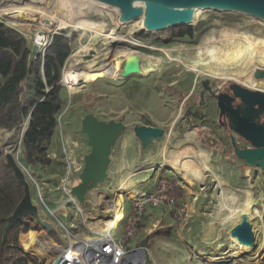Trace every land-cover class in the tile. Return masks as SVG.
<instances>
[{"label": "rangeland", "instance_id": "rangeland-1", "mask_svg": "<svg viewBox=\"0 0 264 264\" xmlns=\"http://www.w3.org/2000/svg\"><path fill=\"white\" fill-rule=\"evenodd\" d=\"M28 12L27 15L30 16ZM106 12L107 15L103 14ZM196 14L194 24L163 31H147L139 20L118 23V10L106 5L104 10L84 9L81 19L75 23L69 21L74 23L72 29L64 27L52 32L71 39L70 53L63 64L62 75L67 66L74 65L73 61L84 59V53L89 50H94V54L86 61L96 66L111 64L114 72L101 74L96 78L89 77L85 82L79 83L70 96L61 83L60 96L64 104L56 117L57 125L47 147L50 165L26 164L22 158L20 143V162L29 174L26 177L30 183L32 201L38 206L41 218L54 226L53 230H46L29 216L22 219L21 224L12 232L17 234L20 252H25L40 264H46L23 249V237L30 230L45 238L50 249L56 250V247H53L48 238L64 245L63 231L49 216L44 204L55 209L64 202L57 213L65 225L73 223L76 227L74 231L84 230L80 225L81 214L74 203L66 200L68 196L60 188V183L65 177L68 160L77 169L70 175V184L73 186L78 182L83 157L89 151L86 136L80 131L81 119L85 114L92 113L104 121L121 120L125 129L112 148L113 161L108 167V177L86 193L88 201L85 197V202L79 204L86 221L91 223L88 227L102 228L103 224L99 220L112 215V210H107L111 208L108 202L116 191L122 192V206L127 214L132 201L145 196L159 182L168 181L176 186V190L181 186L182 192L187 193L188 189L183 182L190 179L195 185L197 182L194 180L199 179L205 187L204 200L208 201L199 208V218L205 224L210 222L213 230L216 229L217 236L201 243L186 241L184 233L193 217L184 202L178 200L179 207L183 209L180 216L167 209L150 210L147 207L135 236L127 238L123 245L133 249L139 247L144 240L146 258L142 264H264V171L258 167H247L235 157L230 142L234 134L217 125L213 96L205 93V104L200 106L197 103L201 81L205 79L210 82L214 92L232 82L264 91V75L256 76L259 69H264V25L242 13L203 11ZM0 20L18 30L31 48V33L36 29L34 24L16 26L18 23L9 24L4 19ZM187 28L191 30L190 35L175 36L177 31ZM52 33L46 35L45 43L50 40ZM224 34L231 37L228 43L225 42L228 37ZM221 35L224 42L212 39L209 44L214 49L213 53L196 52L195 48L202 44L204 37L212 36L217 39ZM111 37L116 40H111ZM131 41L144 46H135L136 51L126 55L118 53L125 47L134 46ZM83 45H86L83 51L74 53ZM164 50L168 51L170 60ZM132 56L138 58L139 72L122 77L120 68ZM185 65L198 69L200 74L195 76ZM136 125L162 127L165 133L143 148L133 133ZM21 129L20 125L12 142L9 141L12 135L8 136L9 131H0L3 152L16 150ZM185 138L189 141L191 155L201 172L168 163L171 153L184 143ZM200 150L203 155L199 153ZM37 190L44 204L40 201ZM219 195L231 196L233 200L229 206L232 208L243 204L249 195L251 207L247 214L255 235L253 247L238 251L230 249L233 241L228 228L237 224L240 219L218 224L216 219L223 216L217 215L220 211ZM0 207L14 208L4 196L1 184ZM224 208L221 212L225 214L227 211ZM35 223L39 226L38 229H34ZM24 224L30 227L27 232L19 228ZM125 226L126 219L116 226L112 234L119 238L120 234L123 235ZM211 230L204 231L205 238H210Z\"/></svg>", "mask_w": 264, "mask_h": 264}, {"label": "water", "instance_id": "water-1", "mask_svg": "<svg viewBox=\"0 0 264 264\" xmlns=\"http://www.w3.org/2000/svg\"><path fill=\"white\" fill-rule=\"evenodd\" d=\"M107 6L114 7L120 11L119 21L130 22L140 20L142 27L147 31H163L176 26L192 24L193 11L196 8H209L220 12H238L250 15L264 22V0H97ZM58 33H52L51 37ZM41 47L32 44L29 52L31 62ZM46 49V48H45ZM44 49V50H45ZM94 54L90 50L83 58L89 59ZM121 76L125 77L132 73L139 72V63L136 56L130 57L122 64ZM264 69H259L256 76H263ZM99 77V76H98ZM62 82V72L61 80ZM85 82L79 80V83ZM205 79L201 81L202 90L200 92L199 105L205 104V92H213L212 85ZM232 95L219 93L215 97L221 112L226 110L230 122V130L242 137L249 146L240 148L234 136L230 138L234 154L247 167H258L264 171V122L258 123L260 115L264 113V91L250 89L238 83L229 84ZM239 99L240 104L233 109L232 101ZM30 116V114H29ZM26 119V125L28 118ZM25 125V127H26ZM25 127L21 129V140ZM125 124L121 120L110 119L100 120L92 113L85 114L81 119V133L86 138L85 142L89 146V151L83 157V167L78 175V182L70 188L71 194L78 204L85 202L86 193L108 177V167L111 162L112 148L119 135L124 131ZM133 133L141 146L144 148L155 139L162 137L165 129L151 125H136ZM19 148H17L18 150ZM4 159L7 167L12 171L14 178L23 189V196L15 205L11 214L6 218L3 227V235L16 221H21L25 217L33 218L39 226L46 230H53L54 226L48 220L41 218L38 206L32 201L30 183L26 174L20 168L11 151L4 152ZM43 204V203H42ZM240 221L230 229V235L236 238L242 245L253 247L255 235L248 219L247 213L239 216ZM146 242L142 241L140 247H145ZM57 263V261H56ZM127 260L122 263L126 264Z\"/></svg>", "mask_w": 264, "mask_h": 264}, {"label": "trees", "instance_id": "trees-1", "mask_svg": "<svg viewBox=\"0 0 264 264\" xmlns=\"http://www.w3.org/2000/svg\"><path fill=\"white\" fill-rule=\"evenodd\" d=\"M190 34L191 30L187 28L177 31L175 36ZM70 42L68 37L55 34L43 55L39 53L29 62L30 47L24 36L0 20V129L13 130L9 137L12 142L30 114L21 147L24 162L31 166L51 164L47 147L57 125L56 117L64 104L60 96V80L63 64L70 53ZM0 184L4 196L15 207L23 196V189L7 167L1 146ZM13 209L0 207V264H40L19 251L17 234L12 232L21 224L20 221H16L3 235L6 218ZM38 228L35 223L34 229ZM29 229L26 225L22 231ZM35 241L38 243L34 244ZM22 245L26 252L50 260L44 250L49 247L47 240L39 239L34 231L26 233Z\"/></svg>", "mask_w": 264, "mask_h": 264}, {"label": "bare ground", "instance_id": "bare-ground-1", "mask_svg": "<svg viewBox=\"0 0 264 264\" xmlns=\"http://www.w3.org/2000/svg\"><path fill=\"white\" fill-rule=\"evenodd\" d=\"M49 1L50 0H0V18L4 19V21L6 20L9 24L18 23L16 26L34 24L36 26V29L34 32L31 33L32 44H37L38 46H42L45 44V38H47L46 35L48 33H52L56 29L64 28V27H68L69 29H72L73 24L82 18L80 16L83 13L84 9L94 10V11L99 9L104 10V7L106 6L105 4L97 0H51V2ZM26 10H28L29 12L28 11L27 12L30 13L33 17L31 15L28 16ZM203 11H215V10L209 8L194 9L192 24L196 22V18L194 17V14L195 13L198 14ZM216 12L238 13V12H220V11H216ZM118 13L119 15L121 14L120 11H118ZM103 14L107 15L108 13L106 12ZM248 16L250 19L257 22H262L264 25L263 21L256 19L250 15ZM69 21L74 23H71ZM118 23H123V22H120L118 20ZM224 36L226 38L228 37L227 38L228 40H225V42L228 43L229 40H231V37H229V35L227 34H224ZM110 39L116 40V38H112V37ZM212 39L215 41L224 42L222 35L219 36L217 39L212 38V36L204 37L202 39V44L195 48L196 52L198 54H201L202 52L213 53L214 49L209 47V44ZM131 44L134 46L125 47L123 48V50L119 51L118 53L126 55L133 51H136L134 48L135 46L137 47L144 46L143 44L135 41H131ZM85 47L86 45H83L82 47L79 48V50H77L74 53L83 51ZM89 51L84 53V55H86ZM164 53H166L167 58L170 60L171 57L168 51L164 50ZM73 63L74 65L67 66L66 69H64L62 75V82L63 85L66 87L69 96L78 88L79 80L84 81L92 76H95L96 78L98 76H102L105 74H112L114 72V67H112L111 64L96 66L94 63H90L85 59L73 61ZM185 67L187 69L192 70L195 73V76L200 74V71L196 68H191L187 65H185ZM25 121L26 120H24L22 124V128H24L26 125ZM183 142H184L183 144H180L179 147L175 148V151L171 153L170 158L168 159V163H170L171 166H179L191 170L193 172H201L199 168L196 166L195 159L191 155L190 150L192 148H190L191 146L189 144V141L185 138ZM202 152L203 151L201 150L199 151L201 155H203ZM203 162L205 163V160H203ZM31 182L33 183L34 180H31ZM64 193L68 196L66 200L72 202L73 196L69 195L66 191ZM247 196L249 197V195ZM248 197L243 204L232 208L229 206V204H231L233 198L231 196L225 197L223 195H219V200H218L219 208H220L219 210H221L223 206H226L227 214H225L222 218H219L218 222L220 224H225L231 220L238 219L240 214L247 213L251 207L248 201ZM122 201H123L122 192L116 191L113 198L110 199L112 215L110 217L105 218L104 220H99V222L101 221V223L103 224L101 229L108 230L109 232H112L115 229L118 222L122 219ZM63 205L64 202H61L60 205L55 209L45 208L49 216L53 220H55L56 224L60 229H62V225L65 224L63 222V219L60 217V215H58L57 211ZM255 213L257 212L255 211ZM263 231H264V220H263ZM231 239L233 241V243L230 246L231 250L238 251V250H244L246 248V246L242 245L236 238L231 237ZM48 240L52 243L53 247L57 248L56 243L51 241L49 238ZM46 249H50V248H44L45 253L47 254ZM50 250H54V249H50ZM48 256L50 257V255ZM50 258H51L50 260L47 259L48 262L52 260V257ZM145 258H146V251L138 250L129 257L126 264H142L145 261Z\"/></svg>", "mask_w": 264, "mask_h": 264}, {"label": "built area", "instance_id": "built-area-1", "mask_svg": "<svg viewBox=\"0 0 264 264\" xmlns=\"http://www.w3.org/2000/svg\"><path fill=\"white\" fill-rule=\"evenodd\" d=\"M50 40L47 41L40 49V54L43 55L44 49L49 45ZM65 66V65H64ZM20 143L21 134L18 139L17 150L12 152L16 162L25 174L27 170L24 165L20 162ZM77 169L74 167V163L71 164V160L67 161V170L65 177L61 179L60 188L63 192H67L73 196L70 192L72 185L70 184V175L76 172ZM29 175V174H28ZM27 176V175H26ZM176 186L168 181H162L157 183L154 188L148 192L145 196L134 199L132 201L131 210L126 216V226L123 231L121 238L117 239L112 232L103 229H95L92 226L88 227L90 222L86 221L82 210L79 207L78 202L73 196V201L77 211L81 214L80 225L84 230H77L73 223L70 225H62V231L65 239L64 245L57 244L56 250L46 249V252L52 260L48 262L46 258L40 259L46 264H122L129 257L137 251V248L129 249L126 248L123 243L128 238L135 236L137 226L142 222L145 210L147 207L150 208H167L174 211L176 215L180 216L183 213V209L178 205V198L174 195ZM38 192L40 201L44 204L41 199V195ZM110 203V201L108 202ZM48 209V207L44 204ZM111 209V208H110ZM124 219V217L122 218ZM29 222V221H27ZM65 224V223H64ZM40 237V236H39ZM42 237V236H41ZM51 240V239H50ZM38 242L35 241L34 244ZM55 243V242H54ZM143 250V247H140ZM57 261V263H56Z\"/></svg>", "mask_w": 264, "mask_h": 264}, {"label": "crops", "instance_id": "crops-1", "mask_svg": "<svg viewBox=\"0 0 264 264\" xmlns=\"http://www.w3.org/2000/svg\"><path fill=\"white\" fill-rule=\"evenodd\" d=\"M28 60H29V57H28ZM30 62V61H29ZM60 95H61V93H60ZM0 131H9L8 133H9V135L8 136H10L12 133H13V130H5V129H0ZM88 152V151H87ZM220 155H221V153H220ZM122 156V155H121ZM110 158H111V161H113V156L111 155L110 156ZM111 163V162H110ZM228 174H229V176L231 177V179H232V181H233V178H232V176H231V174H230V171H229V169H228ZM185 180V179H184ZM194 181H196L197 182V184H192L193 183V181L192 180H188V182H186V180L183 182V183H185V186L187 187V189H188V192L187 193H185V192H182V187L180 186V188H178L177 190H176V196L178 197V200H179V202L180 201H182V202H184V204H185V206H187V208H188V210L191 212V215H192V217L193 218H191L190 220H189V222H188V227H187V231L184 233V239L186 240V241H190V242H195V241H197L198 243H201V242H205V241H209V240H211L212 238H214V236H217V231H216V229L214 228V230H213V228L211 227L212 226V224L209 222V224L208 223H204V222H202L201 220H200V218H199V214H200V207L204 204H206L207 202L204 200V197H205V193H204V184L202 183V181L201 180H194ZM233 183H234V181H233ZM234 186H235V183H234ZM234 186H226V187H229V188H233ZM154 188V187H153ZM152 188V189H153ZM151 189V190H152ZM184 189V188H183ZM150 190V191H151ZM149 191V192H150ZM181 192H182V196H181ZM193 196V197H192ZM113 198V197H112ZM210 200V199H209ZM86 201H88V195L86 194ZM106 202V201H105ZM226 208V211H227V207L226 206H223L222 207V209L223 208ZM150 210H165V209H167V208H163V207H160V208H150V207H148ZM147 208V209H148ZM224 208V209H225ZM107 209V208H106ZM222 209L218 212V215H220V216H224L225 214H227V212L224 214V213H222L221 211H222ZM107 210H111L110 208H108ZM130 210H131V206H130ZM169 209H167V211H168ZM170 212H171V210H169ZM130 212V211H129ZM129 212L127 213V214H125L124 213V207L122 206V218L124 217V219L126 218V216L129 214ZM222 216V217H223ZM222 217H218L217 219H216V221L218 222V219L219 218H222ZM26 218V217H25ZM24 218V219H25ZM29 219V218H28ZM124 219H121L119 222H118V224H120V222L122 221V220H124ZM215 220V219H214ZM28 221V220H27ZM51 223V222H50ZM117 224V225H118ZM218 224L219 225H223V224H220L219 222H218ZM236 224V223H235ZM235 224H232L229 228H228V231H229V234H230V229L235 225ZM27 225V224H26ZM25 224H24V226H20L19 228H20V230H21V228L23 229L25 226H26ZM53 225V224H52ZM116 225V226H117ZM227 227V226H226ZM116 228V227H115ZM210 229H212L211 230V232H212V234H211V236H210V238H205V236H204V231H208V230H210ZM31 231V230H30ZM114 235V234H113ZM38 236V235H37ZM115 236V235H114ZM120 237L119 238H121L122 237V234H120L119 235ZM39 237V236H38ZM230 237H231V235H230ZM39 238H41V236L39 237ZM43 238V237H42ZM116 238L117 239H119L117 236H116ZM142 241H144V240H142ZM141 241V242H142ZM140 242V243H141ZM139 246H140V244H139ZM126 247V246H125ZM129 249H131V247H129Z\"/></svg>", "mask_w": 264, "mask_h": 264}, {"label": "flooded vegetation", "instance_id": "flooded-vegetation-1", "mask_svg": "<svg viewBox=\"0 0 264 264\" xmlns=\"http://www.w3.org/2000/svg\"><path fill=\"white\" fill-rule=\"evenodd\" d=\"M208 87H211V84L209 83L208 84ZM202 90V84H201V87L198 91V94H197V103L199 104L200 102V92ZM205 93H209L211 96H213V98L215 99V104H216V123L218 126H220L221 129L223 130H226V131H229L231 134H234L230 128H229V125H230V122H229V119H228V116H227V111L224 110L221 112V109L220 107L218 106V101H217V98L215 97L217 94L219 93H227L229 95H232L231 93V90L229 88V85H225V86H222L220 87L216 92H205ZM204 100H205V97H204ZM240 104V101L239 99H234L231 103L232 105V108L235 109L238 105ZM258 123H263L264 122V113L260 115L259 119L256 120ZM234 138H235V141H236V144L240 147V148H244V147H247L249 146V144L240 136L234 134ZM231 142V140H230ZM243 144L241 145L240 143ZM231 145H232V142H231ZM232 148H233V145H232ZM233 153H234V149H233ZM235 155V154H234ZM236 157V156H235ZM239 160V159H238ZM246 166V165H245Z\"/></svg>", "mask_w": 264, "mask_h": 264}]
</instances>
